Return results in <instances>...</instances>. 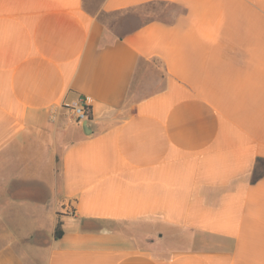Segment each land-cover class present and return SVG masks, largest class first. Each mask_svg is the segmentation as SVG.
<instances>
[{"label":"crops","instance_id":"1","mask_svg":"<svg viewBox=\"0 0 264 264\" xmlns=\"http://www.w3.org/2000/svg\"><path fill=\"white\" fill-rule=\"evenodd\" d=\"M151 3L0 0V264H264V0Z\"/></svg>","mask_w":264,"mask_h":264},{"label":"rangeland","instance_id":"2","mask_svg":"<svg viewBox=\"0 0 264 264\" xmlns=\"http://www.w3.org/2000/svg\"><path fill=\"white\" fill-rule=\"evenodd\" d=\"M102 2L103 0H86V9L90 12L96 13L98 18L101 19L107 27L120 36L127 34L151 20L159 19L172 21L180 12L179 8L171 4L153 3L138 6L120 13L106 14L100 10ZM4 234H6V230L0 228L1 242L4 241ZM43 241V239L38 237L34 238V243L41 244Z\"/></svg>","mask_w":264,"mask_h":264},{"label":"built area","instance_id":"3","mask_svg":"<svg viewBox=\"0 0 264 264\" xmlns=\"http://www.w3.org/2000/svg\"><path fill=\"white\" fill-rule=\"evenodd\" d=\"M90 100L91 99L89 97H81L78 101L67 106L72 110L77 122H92V116L89 107ZM51 113L54 115L56 110L52 108Z\"/></svg>","mask_w":264,"mask_h":264},{"label":"trees","instance_id":"4","mask_svg":"<svg viewBox=\"0 0 264 264\" xmlns=\"http://www.w3.org/2000/svg\"><path fill=\"white\" fill-rule=\"evenodd\" d=\"M151 4H153V3H151ZM164 4H168V3H164ZM145 5H147V4H145ZM171 5H173V6H175V7H177V8H179V10H180V12H181V8L179 7V6H177V5H175V4H171ZM141 6H143V5H141ZM136 7H138V6H136ZM136 7H133V8H136ZM133 8H130V9H133ZM130 9H128V10H130ZM124 11H126V10H124ZM124 11H122V12H124ZM179 12V13H180ZM117 13H120V12H117ZM178 13V14H179ZM106 14H112V13H106ZM177 14V15H178ZM101 20V19H100ZM157 20H159V19H157ZM102 21V20H101ZM162 21H164V20H162ZM103 22V21H102ZM166 22H171V21H166ZM104 23V22H103ZM140 26H142V25H140ZM139 26V27H140ZM138 28V27H137ZM137 28H135L134 30H136ZM134 30H132V31H134ZM132 31H130V32H132ZM130 32H128V33H130ZM127 33V34H128ZM127 34H125V35H127ZM118 36H120V35H118ZM122 36H124V35H122ZM122 36H120V37H122ZM62 225H63V223L61 222V220H58V222H57V225H56V228H55V232H54V239L55 240H59V239H61V237L63 236V230H62Z\"/></svg>","mask_w":264,"mask_h":264},{"label":"water","instance_id":"5","mask_svg":"<svg viewBox=\"0 0 264 264\" xmlns=\"http://www.w3.org/2000/svg\"><path fill=\"white\" fill-rule=\"evenodd\" d=\"M86 124H87V126H90L92 123L91 122H87Z\"/></svg>","mask_w":264,"mask_h":264}]
</instances>
